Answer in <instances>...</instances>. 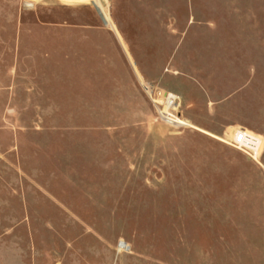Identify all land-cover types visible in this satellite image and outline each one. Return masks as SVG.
<instances>
[{
	"label": "rangeland",
	"instance_id": "obj_1",
	"mask_svg": "<svg viewBox=\"0 0 264 264\" xmlns=\"http://www.w3.org/2000/svg\"><path fill=\"white\" fill-rule=\"evenodd\" d=\"M217 9L264 29V0H0V147L18 136L22 163L0 160V264H264V149L215 156L222 141L162 121L143 88L171 89L155 77L207 45ZM70 25L121 31L153 81L104 80L96 41ZM83 40L89 78L72 79Z\"/></svg>",
	"mask_w": 264,
	"mask_h": 264
},
{
	"label": "crops",
	"instance_id": "obj_2",
	"mask_svg": "<svg viewBox=\"0 0 264 264\" xmlns=\"http://www.w3.org/2000/svg\"><path fill=\"white\" fill-rule=\"evenodd\" d=\"M221 12L225 13L224 21L220 19ZM215 15V19H212L208 26V46L196 47L192 56L189 55V50L178 49L155 78L163 83L174 82L169 91L177 92L181 97L182 113L193 129L207 134L206 138L209 140L224 143L220 146L222 150L216 152L218 154H214L215 156H244L238 154L239 152L235 154L233 146L229 143L237 128H245L261 137L262 144L257 154L261 156L264 149V100H261L259 94L264 88V29L259 25L249 24L246 20L242 23V18L233 20L234 15H240L233 14L231 10L217 9ZM228 16L232 19L228 20ZM66 28L81 29L88 33V36H85L87 43L96 41L98 71L104 80L109 79L108 75L112 73L115 75L117 67L131 72L133 78L139 79L140 76L143 79H153L154 76L147 75L148 67L138 63L130 43L118 29L74 25ZM22 29L23 26L15 27L19 49L24 42ZM203 31L201 25L194 24L195 41L206 39V35L202 36ZM90 33L95 36L90 37ZM85 40L80 41L84 46L73 48V52L65 58L66 64L70 65L65 74L70 75L72 79H77L80 74L89 78L85 60ZM180 54L182 58L179 57ZM16 96L12 94L10 101L14 102ZM20 110L16 104H8L6 109L7 112ZM6 129V126L0 127V130ZM9 156L17 157V166L20 168L21 165L22 169L18 136L6 149L0 147V160L5 161ZM13 189L23 193L20 188ZM23 194L21 202L19 201L22 216L13 221L15 225L25 222L26 199ZM15 198L19 200L18 196ZM14 259L17 264H26L25 255H15Z\"/></svg>",
	"mask_w": 264,
	"mask_h": 264
},
{
	"label": "built area",
	"instance_id": "obj_3",
	"mask_svg": "<svg viewBox=\"0 0 264 264\" xmlns=\"http://www.w3.org/2000/svg\"><path fill=\"white\" fill-rule=\"evenodd\" d=\"M143 88L155 106L161 107L158 117L162 121L177 127L188 125L187 120L179 113V95L149 83H145ZM229 143L250 156L256 157L261 147L262 139L245 128H237Z\"/></svg>",
	"mask_w": 264,
	"mask_h": 264
},
{
	"label": "bare ground",
	"instance_id": "obj_4",
	"mask_svg": "<svg viewBox=\"0 0 264 264\" xmlns=\"http://www.w3.org/2000/svg\"><path fill=\"white\" fill-rule=\"evenodd\" d=\"M99 8H100V6H99ZM100 13H101L102 17L104 18V21H106V23L109 24V20H108L107 16L105 15V13L102 10L100 11Z\"/></svg>",
	"mask_w": 264,
	"mask_h": 264
}]
</instances>
